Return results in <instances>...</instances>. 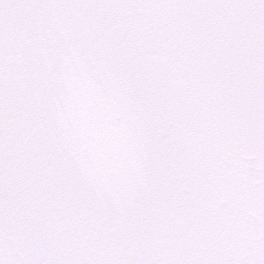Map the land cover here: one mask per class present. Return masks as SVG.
Instances as JSON below:
<instances>
[{
  "label": "snow or ice",
  "instance_id": "1",
  "mask_svg": "<svg viewBox=\"0 0 264 264\" xmlns=\"http://www.w3.org/2000/svg\"><path fill=\"white\" fill-rule=\"evenodd\" d=\"M0 264H264V0H0Z\"/></svg>",
  "mask_w": 264,
  "mask_h": 264
}]
</instances>
